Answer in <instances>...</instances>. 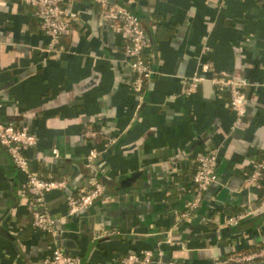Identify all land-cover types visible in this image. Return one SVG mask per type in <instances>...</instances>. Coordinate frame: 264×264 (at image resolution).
<instances>
[{"label":"crops","instance_id":"crops-1","mask_svg":"<svg viewBox=\"0 0 264 264\" xmlns=\"http://www.w3.org/2000/svg\"><path fill=\"white\" fill-rule=\"evenodd\" d=\"M103 1L131 10L147 31L156 73L142 96L131 88L134 74L102 3L67 0L77 21L49 52L35 10L0 0V118L38 136L25 149L32 169L69 179L46 196L65 250L82 264H118L143 249L159 259L151 264H214L264 244V185L246 182L264 154V0ZM207 60L255 83L239 122L228 91L210 81L183 92L184 77ZM87 128L98 135L87 139ZM91 148L100 151L95 163L106 190L69 215L66 196L86 184ZM212 148L219 181L193 217L181 219L197 158ZM26 181L0 144V264H39L53 254V236L32 226ZM248 208L253 214L242 222L225 224Z\"/></svg>","mask_w":264,"mask_h":264},{"label":"built area","instance_id":"built-area-1","mask_svg":"<svg viewBox=\"0 0 264 264\" xmlns=\"http://www.w3.org/2000/svg\"><path fill=\"white\" fill-rule=\"evenodd\" d=\"M19 1L35 10L41 20L43 31L49 35L50 40L45 51L56 52L61 38L72 33L77 21L76 12L67 4V0ZM97 1L104 6L101 12L102 16L109 21L113 31L121 37L123 52L134 74L131 88L141 95L146 82L156 73L151 58L146 55V49L150 46L149 36L141 19L131 10L117 4H109L103 0ZM206 80L210 81L218 92L228 91L229 107L236 113L239 122L247 110L248 94L246 90L255 83L246 78L238 79L227 71L218 70L212 60H207L201 62L192 76L184 77L183 92L187 95L197 92L199 85ZM140 106L139 104L137 108ZM83 135L90 139L96 137L98 132L87 128ZM38 141V136L27 125L15 126L3 122L0 118V144L6 148L15 165L27 176L25 187L29 195L28 210L32 215V226L36 230L48 232L53 236V254L39 264H82V258L79 255L65 250L61 231L57 227V220L50 214L46 204L47 194L53 190H65L69 179L67 177H43L39 171L30 167V160L25 149L37 145ZM53 152L58 156L57 150H53ZM99 153L98 149L91 148L86 154L85 166L90 170L89 175H86V184L66 196L69 215L90 208L106 190V185L100 179V171L95 163ZM218 163L219 150L217 148L209 149L197 158L196 168L192 175L193 199L181 214V219H191L201 204L204 194L210 186L219 181ZM246 182L253 187L264 185V154L255 161ZM261 201L264 205V194ZM252 214L253 210L248 208L231 216L225 224L237 225ZM218 237H220V233H218ZM257 259H264V244L247 252L217 258L214 260V264H241ZM157 261L159 259L152 249H143L124 256L118 264H151ZM170 264L179 263L172 261Z\"/></svg>","mask_w":264,"mask_h":264},{"label":"trees","instance_id":"trees-1","mask_svg":"<svg viewBox=\"0 0 264 264\" xmlns=\"http://www.w3.org/2000/svg\"><path fill=\"white\" fill-rule=\"evenodd\" d=\"M145 28V27H144ZM146 30V29H145ZM147 32V31H146ZM41 174V173H40ZM89 175V174H88ZM87 175V176H88ZM43 177H47V176H45L44 174L42 175ZM99 177H100V179H101V174H99Z\"/></svg>","mask_w":264,"mask_h":264},{"label":"water","instance_id":"water-1","mask_svg":"<svg viewBox=\"0 0 264 264\" xmlns=\"http://www.w3.org/2000/svg\"><path fill=\"white\" fill-rule=\"evenodd\" d=\"M86 171H87L86 173L89 174V171H90L89 168H87ZM129 179H132V178H129Z\"/></svg>","mask_w":264,"mask_h":264}]
</instances>
